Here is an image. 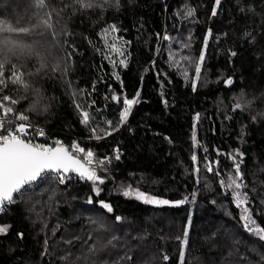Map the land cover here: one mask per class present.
Instances as JSON below:
<instances>
[{"label":"trees","instance_id":"trees-1","mask_svg":"<svg viewBox=\"0 0 264 264\" xmlns=\"http://www.w3.org/2000/svg\"><path fill=\"white\" fill-rule=\"evenodd\" d=\"M48 2L60 9L66 0ZM187 9L194 15L186 17ZM35 10L34 0H0V19L13 24L27 26ZM53 22L55 38L51 32L18 37L50 44L42 47L47 67L37 71L36 58L15 61L30 73V87L6 82L0 97L17 99L8 105L14 115L91 150L93 161L110 157L96 169L105 182H97L96 195L92 182L60 185L48 175L17 196L0 213V226H10L0 234V264H180L185 228L184 264H264V241L244 228V206L221 185L239 163L246 185L240 191L264 227V0H221L219 6L215 0H108L85 10L65 8ZM105 40L124 54L113 53ZM36 90L41 99L33 109ZM125 98L138 102L121 125ZM77 103L92 115L89 125L81 123ZM92 128L102 138H94ZM117 149L119 159L112 157ZM130 189L186 202L146 204L123 194Z\"/></svg>","mask_w":264,"mask_h":264},{"label":"snow or ice","instance_id":"snow-or-ice-1","mask_svg":"<svg viewBox=\"0 0 264 264\" xmlns=\"http://www.w3.org/2000/svg\"><path fill=\"white\" fill-rule=\"evenodd\" d=\"M108 0H66L64 6L60 9L52 8L48 0H34L35 12L33 18L28 21L27 26H23L20 21L13 22L0 19V84H4L6 87V82H10L14 85H19L25 89L29 88L30 85L25 80V76L30 75V73L25 72L23 63L17 64L15 61L20 60L22 57L27 60L31 58H36L41 61L40 68L44 69L47 67L45 63V56L42 52V45L39 42H33L31 44L22 43L18 37L21 34L24 35H37L45 36L46 33L51 32L53 38L57 35L54 31V19L59 16L65 8H72L76 10H85L100 5H106ZM221 0H215V5L219 6ZM217 14L216 7L212 10V15ZM194 15V10L187 9L185 12L186 17H191ZM109 29H105V36L107 35ZM111 31L115 32L117 29L115 26H111ZM15 37L17 38H14ZM211 35V30L209 29L208 34L205 36V47H207V41ZM164 39H169L165 36ZM105 43L108 48L113 53L123 55L124 53L120 48L117 47L115 42L108 44L107 40ZM188 45H185L187 47ZM236 53H232L235 55ZM115 66V60L111 57H106ZM184 60H188V57H184ZM205 59L204 51H201L199 62L196 63L195 73L196 79H199L201 73V64ZM175 63V61H173ZM120 65H125V60L121 59L119 61ZM10 65V68L7 66ZM6 69L10 73L6 76ZM58 66L52 68V71H57ZM187 73H185L186 75ZM116 78L119 79V76ZM226 85H231L233 81L228 79L225 81ZM196 89L195 81L193 82V90ZM3 88H0V92ZM37 100L33 102L32 108L35 109L39 105L41 97L39 96L38 90H36ZM139 93H137V96ZM118 97L113 96V100H117ZM7 102V103H5ZM19 101L13 99L8 95H3L0 97V212L5 211L7 205H11L16 201L17 196L23 197L25 192H27L33 185L37 184L39 181H43L48 178L49 173H56L59 176V182L62 184L65 181L64 173L76 172L81 179L91 181L93 183V191L96 195H99L100 189L96 187L97 182L103 184L105 181L102 177L97 175L95 167H90L93 163L94 153L91 150H85L79 147L75 142L72 144L69 151L61 145L60 141H56V146H49L41 143H34L31 139H25L29 135L31 126L27 123L29 117L23 113H17L16 119L19 121L14 127H9L12 123L7 119L9 114L15 112V109L8 105H16ZM136 99L125 98L123 103L126 106L121 114L119 123L124 124L127 119L131 107L137 103ZM78 111L82 117L81 123L84 125H89L92 119V115L84 110L81 104H76ZM241 105L236 104L234 110H240ZM195 119H199L197 114ZM255 119V117L253 118ZM111 126V122H108ZM116 128L113 127L112 131ZM91 131L94 134V138L100 139L102 137L96 135L97 130L92 128ZM39 136H43L45 133L40 130L37 133ZM111 132L106 131L105 135H110ZM193 142L196 143V133L195 125L193 130ZM118 153V149L116 150ZM76 153H84V161L82 163L80 159L76 157ZM116 159H119V154H117ZM233 159H235L233 157ZM192 160L195 164L197 161V156L193 154ZM98 163L103 164L104 161H98ZM234 174L229 176L228 181H221L222 186H226L233 197L234 202L237 207H243V212L241 215V220L244 221V228L257 236L261 241H264V227L257 225V222L252 218L251 213L247 207L248 204V194L247 192H242L240 189L246 187L243 183V174L240 171V164H235ZM199 172V168L195 169ZM208 171L213 172L214 169L211 163L208 165ZM219 175V173H216ZM125 196H135L136 199L142 200L146 204L155 205H169L178 206L186 202V200L171 202L168 200L158 199L152 197L138 189L126 190L123 193ZM91 202V198L89 199ZM102 206L109 212L112 208L107 203L101 201ZM117 221L121 220V217L116 218ZM9 225L0 226V234L7 233L9 230ZM188 229L185 228L184 239L181 241L180 250V264L185 262V247L187 246L188 240ZM113 240L116 237L112 238ZM69 243H71L69 241ZM109 244L112 240L108 241ZM127 259H132V257H126ZM62 259H67V257H62ZM165 260L168 259L167 256L164 257Z\"/></svg>","mask_w":264,"mask_h":264},{"label":"built area","instance_id":"built-area-1","mask_svg":"<svg viewBox=\"0 0 264 264\" xmlns=\"http://www.w3.org/2000/svg\"><path fill=\"white\" fill-rule=\"evenodd\" d=\"M7 119L12 122L9 125V127H14L17 123H19V121H17V119H16V116L10 115V116L7 117ZM27 123L31 126V128H30V131H29V135L27 137H24L25 139H31L34 143L46 144V145L53 146V147L56 146V143H55L56 141H60L61 142V145L63 147H65L69 151H72L70 144L65 143L64 141H62L58 137L49 135L47 133V128H45L44 126L38 125V124H35V123H32V121L31 122L30 121H27ZM40 130H43V132L45 133L43 136H39L37 134ZM32 134H34V136H32ZM74 140H80V139L74 138ZM117 154H119V151L117 153V151L115 150L114 153H113V155H112V157L116 158ZM76 157L79 158L80 160H82L84 163H86V161H84V159H82V158H80L78 156H76ZM109 158L110 157L101 158L98 161H104V163H105V162H107L106 160H108ZM100 165H102V164H100L98 162H93L92 165H90V167H95L97 169ZM48 175H51L54 179L56 178L57 182L60 185H65V184H68V183H70L72 181L75 182V179H78L79 181L85 182V183L86 182H91V181H88V180H85V179H81L80 177L75 176V174H73V173H69V174L65 175V177H66L65 178V181H64V183L61 184L59 182V176H58V174H56V173H49Z\"/></svg>","mask_w":264,"mask_h":264},{"label":"rangeland","instance_id":"rangeland-1","mask_svg":"<svg viewBox=\"0 0 264 264\" xmlns=\"http://www.w3.org/2000/svg\"><path fill=\"white\" fill-rule=\"evenodd\" d=\"M88 14H89L90 16H93V12H92V11H90ZM109 17H110V15H107V16H106V19H108ZM75 24H77L78 26H80L79 23H78V21H75ZM101 25H102V23H98L97 28L100 29V28H101ZM95 36H96V35H95ZM96 39H98L97 36H96ZM22 43H24V42H22ZM24 44H26V43H24ZM49 46H50V44H43V45H42L43 48H48ZM45 50H46V49H45ZM54 59H57V58H54ZM10 115H12V116H16V115H14L13 113H12V114H9V116H10ZM72 144H73V143L70 142V146H72ZM76 156H78V157L84 159V153H76ZM93 162H95V161H93ZM234 168H235V167H234ZM39 182H40V181H39ZM232 264H235V263H232Z\"/></svg>","mask_w":264,"mask_h":264},{"label":"water","instance_id":"water-1","mask_svg":"<svg viewBox=\"0 0 264 264\" xmlns=\"http://www.w3.org/2000/svg\"><path fill=\"white\" fill-rule=\"evenodd\" d=\"M78 159H79V158H78ZM81 162L84 163L82 160H81ZM69 173H73V174H75V176L80 177V176L78 175V173H76V172H68V173H64V174H69Z\"/></svg>","mask_w":264,"mask_h":264},{"label":"bare ground","instance_id":"bare-ground-1","mask_svg":"<svg viewBox=\"0 0 264 264\" xmlns=\"http://www.w3.org/2000/svg\"><path fill=\"white\" fill-rule=\"evenodd\" d=\"M15 114V113H14Z\"/></svg>","mask_w":264,"mask_h":264}]
</instances>
